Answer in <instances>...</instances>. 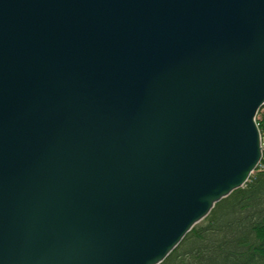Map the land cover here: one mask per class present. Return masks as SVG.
Listing matches in <instances>:
<instances>
[{
  "label": "water",
  "instance_id": "obj_1",
  "mask_svg": "<svg viewBox=\"0 0 264 264\" xmlns=\"http://www.w3.org/2000/svg\"><path fill=\"white\" fill-rule=\"evenodd\" d=\"M263 105L264 0H0V264H159Z\"/></svg>",
  "mask_w": 264,
  "mask_h": 264
},
{
  "label": "trees",
  "instance_id": "obj_2",
  "mask_svg": "<svg viewBox=\"0 0 264 264\" xmlns=\"http://www.w3.org/2000/svg\"><path fill=\"white\" fill-rule=\"evenodd\" d=\"M257 115L263 146L259 165L159 264H264V105Z\"/></svg>",
  "mask_w": 264,
  "mask_h": 264
},
{
  "label": "rangeland",
  "instance_id": "obj_3",
  "mask_svg": "<svg viewBox=\"0 0 264 264\" xmlns=\"http://www.w3.org/2000/svg\"><path fill=\"white\" fill-rule=\"evenodd\" d=\"M258 115L256 116V119H257ZM259 165V164H258ZM255 171V170H254Z\"/></svg>",
  "mask_w": 264,
  "mask_h": 264
}]
</instances>
